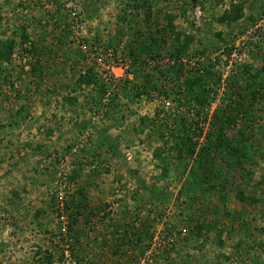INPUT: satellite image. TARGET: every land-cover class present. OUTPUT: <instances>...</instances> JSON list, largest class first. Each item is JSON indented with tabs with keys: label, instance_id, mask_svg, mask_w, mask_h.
Wrapping results in <instances>:
<instances>
[{
	"label": "rangeland",
	"instance_id": "1",
	"mask_svg": "<svg viewBox=\"0 0 264 264\" xmlns=\"http://www.w3.org/2000/svg\"><path fill=\"white\" fill-rule=\"evenodd\" d=\"M263 63L264 0H0V264H264V87L226 130L246 156L195 158Z\"/></svg>",
	"mask_w": 264,
	"mask_h": 264
},
{
	"label": "trees",
	"instance_id": "2",
	"mask_svg": "<svg viewBox=\"0 0 264 264\" xmlns=\"http://www.w3.org/2000/svg\"><path fill=\"white\" fill-rule=\"evenodd\" d=\"M224 19H227V17H224ZM168 30V36L169 39H171L172 35L173 37V42L175 43V54L171 53L170 54V59H173L174 63L178 64V61L182 59V57L186 56L188 52V48L190 47V44L192 43V38L190 36H183V42L181 41L182 38L180 37V34L174 33V28L172 24H168L167 26ZM153 40L151 41L153 45L155 44H160L163 39L161 37H158L157 39L152 38ZM150 47H141L144 50L149 49ZM10 51V50H9ZM9 53V52H7ZM135 54V55H134ZM130 56L133 58V64L138 65H145L143 62H139L137 58V54L131 53ZM181 64V63H180ZM179 67L175 73L178 74V72L181 69V65L177 66ZM244 74L246 76L245 82L247 87L251 89L249 93L246 94V96L243 94L245 92V88L241 89V95H238V101L237 102H232V101H224L223 100V106L224 107H219L217 108L211 115V120H210V128L211 131H209L208 134H206V139L204 140L205 143L200 147V150L197 152V166L199 167V170H205L208 172L207 176H213L216 175L217 171L216 168L219 167L217 162L215 161L216 156L221 155L222 152H226L228 149H231V152H233L234 156L236 159H240L246 156V152L243 150L239 149V147H232V145L229 144L228 139L226 138V130L230 128L231 125L235 123L236 117L239 116V110L243 108L241 111L245 112L246 110L244 109L245 107V98H248L247 96L249 95V99L255 100V96L259 94L258 89H262L264 87V63L262 65V68L259 71H256L254 73L250 72V70H244ZM169 72V71H168ZM168 74V73H167ZM209 79V75L203 76H195V77H188L185 79V84L188 92H192L195 96L193 97L194 101H196L199 105H207L206 99L204 98L205 95L208 92H211L209 84L206 82L207 79ZM79 84H85V85H90L92 84V77L90 74L82 75L79 77L78 80ZM220 84L219 79H217L216 86L217 88L219 87L218 84ZM237 83V82H236ZM222 87V86H221ZM208 88V89H207ZM145 93V91H143ZM253 97V98H252ZM93 108L95 109H100L101 104L98 101H95L93 103ZM233 110H236L237 116H234L232 113ZM246 115V114H245ZM244 115V116H245ZM249 131H251L249 129ZM186 137L178 138L176 137L175 139L177 140V145H180L181 147H184V150L191 156L194 155L195 149H196V141H193L191 143V140L189 139L188 135L185 134ZM177 148V147H176ZM245 150V149H244ZM177 152H182L180 147L177 148ZM179 153V154H180ZM226 154V153H225ZM232 154V155H233ZM243 162L237 161L236 164L240 166ZM215 168V170H214ZM200 171V172H201ZM48 259H51V255L49 254Z\"/></svg>",
	"mask_w": 264,
	"mask_h": 264
}]
</instances>
